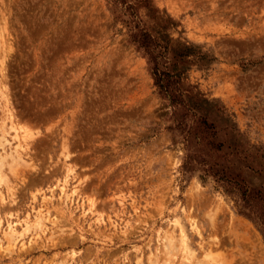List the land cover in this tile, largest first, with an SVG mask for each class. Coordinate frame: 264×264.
<instances>
[{
	"label": "rangeland",
	"instance_id": "obj_1",
	"mask_svg": "<svg viewBox=\"0 0 264 264\" xmlns=\"http://www.w3.org/2000/svg\"><path fill=\"white\" fill-rule=\"evenodd\" d=\"M132 2L214 57L189 64L182 102L157 94L119 1L0 0V79L32 133L13 162L0 106V264H264V0Z\"/></svg>",
	"mask_w": 264,
	"mask_h": 264
},
{
	"label": "trees",
	"instance_id": "obj_2",
	"mask_svg": "<svg viewBox=\"0 0 264 264\" xmlns=\"http://www.w3.org/2000/svg\"><path fill=\"white\" fill-rule=\"evenodd\" d=\"M116 1L124 6L123 13L129 18L125 24L127 39L134 45L135 50L145 57L146 68L156 87L157 94L161 97L169 96L171 101L182 102L175 99L176 96H181L180 84L189 64L194 61L197 65L207 66L214 60V57L207 52H200L196 44L187 40L172 39L167 34H163L160 31L166 29L164 24H160L154 33L147 30L140 26L132 0H111L113 3ZM148 8L151 9V14L158 11L154 6H148ZM161 58L166 61H161ZM205 102L207 100L195 98L189 100L187 105L191 110L198 111L200 105ZM200 120L203 124L205 123L203 118Z\"/></svg>",
	"mask_w": 264,
	"mask_h": 264
},
{
	"label": "bare ground",
	"instance_id": "obj_3",
	"mask_svg": "<svg viewBox=\"0 0 264 264\" xmlns=\"http://www.w3.org/2000/svg\"><path fill=\"white\" fill-rule=\"evenodd\" d=\"M0 39H1V36H0ZM5 45L4 43H2L1 42V40H0V47H3V46H1V45ZM0 63H1V60H0ZM1 70H2V67L0 68V72H1ZM2 74H0V76H1ZM3 83H1V79H0V106L2 107V109H3V112L5 113V116H3V117H6L5 119H7L8 120V125H9V129L10 130H8V131H11L12 130V137H13V141H14V146H15V150L14 151H16V150H18L19 151V149H20V151L18 152V151H16L15 152V155H13V154H11L10 153V156H11V159H12V161L14 162H16V160L18 159H20V160H23L21 157H24L23 156V154H22V156H20V152L22 151V150H24L25 148H27L28 147V144H29V142H28V138H30L31 137V135H32V133L31 132H29V131H22L23 129H21V127L20 126H18L17 125V123H16V121H14L15 119H13L14 117H13V113H12V111H11V109H10V105H9V100H8V97H7V94L5 93V91H3ZM1 109V110H2ZM3 120H2V122L4 121V118H2ZM2 127V126H1ZM5 127H6V124H5ZM4 126H3V128L4 129H8V127L7 128H5ZM25 129V128H24ZM6 132V131H5ZM7 133V132H6ZM0 135H1V138H2V134L0 133ZM0 138V139H1ZM3 139V138H2ZM6 139L4 138V141H5ZM3 141V142H4ZM7 141V140H6ZM5 141V142H6ZM8 142V141H7ZM1 143V142H0ZM4 147V146H3ZM1 157H2V155H0ZM0 157V169L2 168V165H3V162H2V158L4 157H2L1 158ZM6 161L7 160H5V164H8V163H6ZM25 161V160H24ZM10 162V161H9ZM18 162V161H17ZM16 162V163H17ZM10 163H12V162H10ZM14 164V163H13ZM18 164H19V162H18ZM16 170V169H15ZM69 169H67V171H68ZM5 174H4V172H2V170H1V172H0V180L2 179L3 180V178H6V176H4ZM7 179V178H6ZM5 179V180H6ZM1 180V181H2ZM0 181V182H1ZM67 181L66 180H64V185L63 186H61V188H60V193H62V197H63V199H64V202H66V203H70V201H72V203H75V206L77 207H83V203H81V202H79V200H76L77 198L76 197H74L73 196V194L76 192V190H77V187H71V188H69V190L67 189L66 190V187H65V183H66ZM63 184V183H62ZM67 184V183H66ZM8 186V185H7ZM9 188V187H8ZM7 188V189H8ZM77 194H78V191L76 192ZM9 194V193H8ZM12 194V193H11ZM11 196V195H10ZM77 196V195H76ZM8 197H9V195H8ZM52 197V196H51ZM58 197H60L59 195H58ZM2 199V198H1ZM9 199V201L10 202H13L14 201V198H11V197H9L8 198ZM60 199H62V198H60ZM76 200V201H75ZM90 204L88 205V207L87 208H84L83 209V211H82V213H84L85 211H90L91 209H92V206H93V203L94 202H92V200L89 202ZM93 210V209H92ZM9 211V210H8ZM93 212H94V210H93ZM9 213V212H8ZM85 214V213H84ZM4 215V214H3ZM9 216H10V213H9ZM37 218V222L36 221H34V225L36 226V227H38L39 226V230H41V229H43L42 227H41V223H42V226L44 225L43 224V220H41L40 218H39V216H37V217H35V219ZM42 218V217H41ZM46 218V217H45ZM34 219V220H35ZM39 219V220H38ZM101 218L100 217H96L95 218V220L94 221H98V222H100L99 220H100ZM41 220V221H40ZM47 221V220H46ZM197 221V220H196ZM195 220H188V224L190 225V228L192 229V230H194L197 234H200V229H199V225H198V223L196 222ZM177 223H178V221H177ZM25 224H27L26 222H25ZM29 224V223H28ZM99 224V223H98ZM108 224H109V222H108ZM9 225H10V223H9ZM9 225H7V226H9ZM31 225V224H30ZM109 225H113V223L112 224H109ZM118 225V224H117ZM27 226V225H26ZM31 226H33V225H31ZM31 226H27V230H25L24 228V230L25 231H28L29 229H32V228H30ZM34 226V227H35ZM45 226V225H44ZM115 226V225H114ZM22 229V230H23ZM34 230H36V228H33ZM8 231H9V233L12 235V238H13V234H12V232H14L15 231V229H13V228H10V229H8ZM25 231H23V232H25ZM122 231H124V230H122ZM29 232V231H28ZM31 232V231H30ZM37 231H35L34 233H36ZM42 232V231H41ZM49 232V231H48ZM182 233H183V235H185V233H184V231H183V229H182ZM8 234V233H7ZM20 234H23V233H20ZM37 234V233H36ZM35 234V235H36ZM6 235V234H5ZM24 235V234H23ZM181 235V234H180ZM182 235V236H183ZM10 236V235H9ZM19 236V235H18ZM181 236V237H182ZM22 237V236H21ZM179 237V236H178ZM180 237V239H182ZM9 238V237H8ZM17 238L18 237H16V236H14V242H16V240H17ZM11 239V238H10ZM171 240H172V237H171ZM171 240H169L168 239V241H170L171 242ZM12 241V240H11ZM180 241V240H179ZM28 242H29V240H28ZM170 242H168V248H167V246H165V252L168 250V253H166L167 255H169L168 256V258H170V255L172 256V254H174L173 253V251H175V250H177V246H180L181 247V245H177V246H175V245H173V244H171ZM184 244H185V246H186V250L187 249H189L188 248V244H187V239H185L184 241ZM183 242H181L182 244H183ZM170 243V244H169ZM12 244V243H11ZM11 244H9L10 245V249H11V247L13 246V244L11 245ZM179 244V243H178ZM16 245V244H15ZM22 246H24V242L21 240L20 241V245H19V247L21 248ZM183 247H181V249H182ZM4 249H6V248H4ZM9 250V249H8ZM184 250V249H183ZM182 250V251H183ZM190 250V249H189ZM11 251V250H10ZM177 251H179V249L177 250ZM189 252V251H188ZM176 254V253H175ZM203 254H204V252H203ZM10 255V254H9ZM189 255H191V256H193V254L192 253H190ZM206 256V255H205ZM208 256V255H207ZM197 257V256H196ZM202 257V256H201ZM212 257H214V258H216L215 256H212ZM203 258V257H202ZM205 258V257H204ZM191 259V258H190ZM194 259V258H193ZM211 259V258H210ZM210 259H205L204 261H200V260H197V261H195L194 260V263H192V262H190V261H188L187 262V264H223L222 263V261L220 260V259H222V258H218V259H211V261H210ZM168 260V259H167ZM165 261V260H164ZM166 262V261H165ZM164 262V263H165ZM186 261H184L183 263L184 264H186L185 263ZM183 263H181V264H183ZM165 264H167V262L165 263Z\"/></svg>",
	"mask_w": 264,
	"mask_h": 264
}]
</instances>
